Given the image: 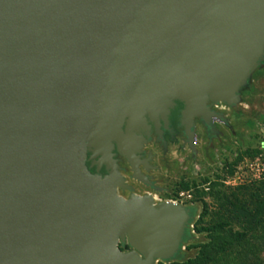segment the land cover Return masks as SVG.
Segmentation results:
<instances>
[{
	"label": "water",
	"instance_id": "obj_1",
	"mask_svg": "<svg viewBox=\"0 0 264 264\" xmlns=\"http://www.w3.org/2000/svg\"><path fill=\"white\" fill-rule=\"evenodd\" d=\"M263 63L264 0H0V264L175 258L191 208L121 196L113 151L141 179L179 102L195 152L194 118Z\"/></svg>",
	"mask_w": 264,
	"mask_h": 264
},
{
	"label": "rangeland",
	"instance_id": "obj_2",
	"mask_svg": "<svg viewBox=\"0 0 264 264\" xmlns=\"http://www.w3.org/2000/svg\"><path fill=\"white\" fill-rule=\"evenodd\" d=\"M264 65V63L262 64ZM254 73L253 91L239 105L240 114L232 119L237 137L229 136L218 150L208 151L204 141L198 143V164L194 165L189 150L172 146L169 154L157 150L160 171L173 181L174 192L191 195L187 206L192 210L188 240L178 259L156 264H178L194 259L202 252L206 264H260L264 262V67ZM227 197L237 206L252 211L260 225L248 220L232 208H224L219 199ZM180 202V200H177ZM222 227L215 240L208 231ZM244 233L241 239L233 234ZM230 235V236H228ZM176 258V257H175Z\"/></svg>",
	"mask_w": 264,
	"mask_h": 264
},
{
	"label": "flooded vegetation",
	"instance_id": "obj_3",
	"mask_svg": "<svg viewBox=\"0 0 264 264\" xmlns=\"http://www.w3.org/2000/svg\"><path fill=\"white\" fill-rule=\"evenodd\" d=\"M264 67V65H262ZM253 80L248 85L241 89V102L238 105H227L225 103H210V115L208 122L202 117H195L193 121L192 131L196 135V151L194 152L190 146L189 137L186 134L185 127L182 124L183 109L182 103H177L172 109L167 125H162L157 129L152 127L149 136L146 137L145 143L138 152L136 162L140 170L141 179L134 175L132 164L128 157L122 155L115 149L113 159L116 161L119 172L124 178L125 187H119L118 192L121 196L129 198L131 194L140 196L151 195L157 202H174L177 204L186 205L187 199L191 197L190 194L176 195L174 192L173 181L158 176L160 171V164H158L157 150H161L168 155L172 146H178L180 149L189 150L191 152V159L194 165L198 164L197 157L199 150L197 148L200 141H204V145L208 151L215 152L218 150L216 143L222 144L224 140H229V136L236 138L237 130L233 122L235 115L240 114L239 105L245 103L246 96L253 91ZM98 160V159H96ZM87 165L92 173H99L100 175H107L109 171L106 166H101L98 169L97 164H93L92 160L87 162ZM177 200H180L177 201ZM130 248H124L129 250Z\"/></svg>",
	"mask_w": 264,
	"mask_h": 264
},
{
	"label": "trees",
	"instance_id": "obj_4",
	"mask_svg": "<svg viewBox=\"0 0 264 264\" xmlns=\"http://www.w3.org/2000/svg\"><path fill=\"white\" fill-rule=\"evenodd\" d=\"M219 199L222 200L223 202V207L224 208H232L234 209L235 212H237L238 214H240V218L243 217L246 220H248V222L250 223V225H255V226H259L261 221L260 218L255 219V215H253L252 211L248 210L247 208L243 207V206H237L236 204H234V202H231L226 196L225 197H221L219 195ZM190 225V223H189ZM189 228V226H188ZM210 236L213 237V240H215L216 236H221V233L223 232L222 227H212L208 229ZM188 236H189V230H186L182 245L180 247V249L182 248L183 244H185L188 240ZM230 236V235H228ZM232 236H234L235 240L236 239H241L244 236V233H237V234H233ZM122 248H129V246L127 244H122L121 245ZM179 255H176V258H173L172 260L178 259ZM206 255L205 252H202V254H200L199 256H197L194 259H190L187 260L186 262L183 263H178V264H206ZM260 264H264V262L260 263Z\"/></svg>",
	"mask_w": 264,
	"mask_h": 264
}]
</instances>
